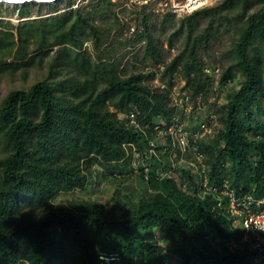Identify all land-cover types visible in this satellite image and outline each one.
Here are the masks:
<instances>
[{
  "label": "trees",
  "instance_id": "1",
  "mask_svg": "<svg viewBox=\"0 0 264 264\" xmlns=\"http://www.w3.org/2000/svg\"><path fill=\"white\" fill-rule=\"evenodd\" d=\"M215 9L206 6L186 15L183 26L189 22L191 36L184 51L160 71L162 80L169 78L165 89L144 81L155 74L151 70L124 76L116 63L94 66L81 51L82 37L86 27L97 35L99 31L91 21L93 13L82 8L61 17L30 19L16 32L7 29L10 24L0 27V73L34 63L37 55L30 52L31 44L36 53L44 51L42 55L60 46L48 77L29 88H15L0 100V145L5 152L0 158V264H99L100 250L119 252L122 264H253L248 253L230 250L228 243L236 235L233 219L217 212L216 198L209 194L203 199L178 186L175 178L159 175L162 163L157 157L151 160L150 177L142 173L153 195L134 208L117 213L116 206L96 203L77 213L52 201L61 190L84 186L82 157L93 154L118 167L127 154L124 143L146 148L145 133L112 117L109 103L124 111L137 110L142 123H152L154 117L168 119L173 111L169 88L182 61L194 101L211 89L213 78L198 55L206 35L193 40L192 36L198 25L194 17ZM27 11L24 8L23 14ZM143 36L148 38L147 54L160 56L151 34L145 31ZM235 53L237 61L222 79H234L233 69L239 68L243 81L229 94L217 139L204 148L216 180L228 173L230 160L237 192L261 196L264 5L247 15ZM60 74L68 76L59 78ZM148 133L149 138L155 136ZM183 171V177L190 173ZM156 229L169 242L167 247L152 241ZM169 254L176 263L169 261Z\"/></svg>",
  "mask_w": 264,
  "mask_h": 264
},
{
  "label": "rangeland",
  "instance_id": "2",
  "mask_svg": "<svg viewBox=\"0 0 264 264\" xmlns=\"http://www.w3.org/2000/svg\"><path fill=\"white\" fill-rule=\"evenodd\" d=\"M102 2V0H59L52 3L36 1L23 4L0 3V27H4L3 24H10L7 29H13L16 32L30 19L61 17L77 8H82L85 13H93L91 21L99 31V35L86 27L82 37L84 42L81 51L89 57L94 66L116 63L118 70L124 76L143 70L153 71V68L164 69L188 46L191 35H189V22L186 21L183 26L186 16L156 14L147 7L128 3V0H110L105 4ZM263 5L264 0H235L232 5H230V0H212L208 7L216 8V11L203 12L193 19V24L198 23V25H196L197 29L194 31L192 40L197 35H206L199 44L200 61L207 67L215 66L220 69L219 76L211 75L213 78L211 89L204 96L202 95L207 108L214 110L218 115V125L204 145L210 142L212 144L217 139L221 127L224 126V109L227 106L229 94L241 86L243 77L239 68L233 69L236 75L234 79L226 81L222 79V75L237 61L235 46L247 15ZM24 8L28 11L23 14ZM133 27L135 30H132ZM145 31L146 34H151L159 45L160 56L147 54L148 38L143 36ZM255 46L262 47L259 42H256ZM59 48L60 46L50 47L47 49V54L42 55L44 51L36 53L34 45L31 44L30 52L37 55L34 63L15 71L0 73V100L15 88H29L36 81L48 77L52 71L51 64ZM41 56L44 57L41 59ZM8 59L12 60L13 57ZM182 63L183 61L178 65L174 73V84L169 89L176 87L177 91L186 89L192 93L193 87L188 84ZM62 75L58 77L68 76ZM154 77L155 74L148 75L144 81L154 87ZM159 77L167 84L168 75L162 80L161 73H159ZM108 107L113 114L112 117L122 121L119 114L124 110L113 103H109ZM260 117L264 121V110ZM187 120L196 126V119L187 117ZM124 147L127 154L118 161V167L114 165L115 162H105L100 156L95 158L93 154L82 157L79 169L80 173L86 177L84 186L72 190H61L52 198V201L66 205L77 213L84 212L88 206L96 203L106 208L116 206L117 213H121L129 207L138 206L143 199L153 195L149 183L143 179L142 174L143 171L145 172V167L143 169L142 165H151L152 161L143 160L141 156L137 157L138 152L142 150L135 153L130 143H124ZM206 154L210 155L208 152ZM214 155L217 157V154ZM3 156L5 152L0 145V158ZM226 175L232 180L236 179V170H233L230 160H228ZM183 179L175 177L178 186ZM183 189H189L192 194L200 196L195 186ZM154 232L155 236L152 241L160 242L167 247L169 242L162 238L160 230L156 229ZM167 258L173 263L177 262L170 254Z\"/></svg>",
  "mask_w": 264,
  "mask_h": 264
},
{
  "label": "built area",
  "instance_id": "3",
  "mask_svg": "<svg viewBox=\"0 0 264 264\" xmlns=\"http://www.w3.org/2000/svg\"><path fill=\"white\" fill-rule=\"evenodd\" d=\"M211 2L212 0H128V3L147 7L156 14L172 13L179 17L192 14ZM152 70L155 71L153 85L167 88V84L159 77L163 69ZM219 70V67H205V72L215 77L219 76ZM169 96V105L174 110L168 119L154 117L152 123H142L137 110L120 112L119 117L123 122L139 128L148 137L146 148L130 143L135 153L142 150L137 157L141 156L143 160L157 157L162 163L157 168L159 175L184 178L180 185L183 188L195 185L203 199L209 194L213 195L217 201L214 205L217 212L233 219L232 226L236 235L228 243L230 250L248 253L253 264H264V194L255 196L250 192L238 193L226 174L220 180L215 179L207 162L204 143L213 135V129L218 125L217 113L207 108L203 98L199 97L194 101L189 90L177 91L175 87L170 89ZM187 117L196 119V126ZM149 130L153 131V138H149ZM165 157H168L169 163ZM144 167L145 178L148 179L151 166L146 164ZM183 170H188L191 174L183 177ZM98 260L99 264H122V257L117 251L100 250Z\"/></svg>",
  "mask_w": 264,
  "mask_h": 264
},
{
  "label": "water",
  "instance_id": "4",
  "mask_svg": "<svg viewBox=\"0 0 264 264\" xmlns=\"http://www.w3.org/2000/svg\"><path fill=\"white\" fill-rule=\"evenodd\" d=\"M42 2V3H52V2H57L59 0H0V3H6V4H23L26 2Z\"/></svg>",
  "mask_w": 264,
  "mask_h": 264
}]
</instances>
